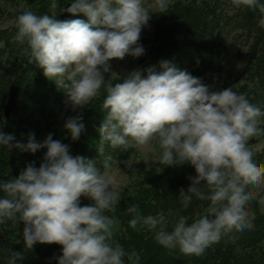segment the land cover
I'll return each instance as SVG.
<instances>
[{"label":"clouds","instance_id":"1","mask_svg":"<svg viewBox=\"0 0 264 264\" xmlns=\"http://www.w3.org/2000/svg\"><path fill=\"white\" fill-rule=\"evenodd\" d=\"M231 4L258 11V26L264 28V0ZM168 8L169 0H73L66 11L82 13L87 22L24 10L16 17L13 39L24 46L28 63L61 85L73 112L103 95L105 115L97 129L101 143L123 150L155 146L165 167L189 164L195 169L190 186L179 190V200L183 209L193 197L208 202L204 215L189 223V217L172 209L143 216L133 205L127 213L132 229L153 232L164 248L202 256L228 233L254 228L251 204L258 193L253 189L264 186V163L256 160L261 145L250 141L264 136V110L247 94L232 87L215 90L167 60L123 78L112 72L110 61L145 54L141 32L153 14ZM64 129L72 141L79 140L86 130L82 114L68 117ZM14 140L0 130V146L33 154L46 149L39 167L29 163L17 177L0 180V225L22 222L25 250L37 243L58 244V264H125V258L140 264L139 253L126 251L115 239L116 220L106 214L123 192L109 173V157L101 171L96 161L71 155L69 145L51 134L43 142L34 133L26 143ZM81 197L92 203L81 206ZM8 253V264L24 259V252Z\"/></svg>","mask_w":264,"mask_h":264},{"label":"trees","instance_id":"2","mask_svg":"<svg viewBox=\"0 0 264 264\" xmlns=\"http://www.w3.org/2000/svg\"><path fill=\"white\" fill-rule=\"evenodd\" d=\"M72 2L0 0V130L14 135L13 144L26 143L29 133L35 134L37 142L51 134L54 140L69 145L71 155L96 161L101 171V162L106 157L110 158L111 168L124 166L123 162L135 158L137 151L135 148L113 149L108 143L100 142L97 129L105 115L101 108L103 95L86 108L76 110L75 115L82 114L86 127L79 140L72 141L68 133L62 139L57 137V119L59 110L66 105V94L61 85L44 76L42 69L28 63L24 46L13 39L16 17L24 10L47 14L60 21L82 19L87 22L82 13L72 15L66 11ZM259 18L258 11L244 6L236 8L231 0H172L167 12L152 15L147 35L141 34L139 43L148 46L147 56L134 59L141 68L158 65L161 60L170 61L209 85L218 80L229 65L228 39L239 38L247 47V58L243 67L244 83L238 92L247 94L251 103L264 110V28L258 26ZM12 94H15V102L7 117L5 107ZM262 142L264 136L250 141L251 144ZM45 152L46 149H40L33 154L0 146V180L17 177L29 163L39 167ZM256 160L264 163V155L258 152ZM128 175L122 199L112 211L120 225L115 239L126 251L139 253L140 264H264V212L258 196L251 204L256 216L253 229L228 233L202 256H187L178 249L168 250L159 245L154 233L147 229H132L128 223L132 214L127 213V208L136 205L143 216L172 209L189 217L191 223L204 215L208 206V202L195 197L187 209L180 203L179 190L190 186L188 177L196 175L195 169L189 164L165 167L158 163L143 173ZM80 204L89 205L86 197H81ZM23 227L22 222L15 227L11 222L0 225V264H8L9 249L24 252V259L17 264H58L62 246L37 243L32 250H25ZM125 264H129L127 258Z\"/></svg>","mask_w":264,"mask_h":264},{"label":"rangeland","instance_id":"3","mask_svg":"<svg viewBox=\"0 0 264 264\" xmlns=\"http://www.w3.org/2000/svg\"><path fill=\"white\" fill-rule=\"evenodd\" d=\"M172 0H169V3ZM156 15V14H155ZM151 27L150 21L149 25L145 27L141 34L144 36L147 35ZM227 45L230 47L229 52V65L225 72L222 74V76L214 81L209 83L210 86H213L215 90H221L224 88L232 87L233 90L238 91L239 87L244 83V76H243V67L246 61V50L247 47L239 38H229L227 41ZM145 54L142 55L143 57H146L148 54V46L144 47ZM110 64L112 66V70L114 73H116L120 77L126 76L130 71L134 69L141 68V64L134 58L125 57L123 60H112L110 61ZM58 85H60L58 83ZM75 112L72 111L71 106L66 103V105L59 110V116L57 119L56 124V134L59 139H62L66 135V130L64 129V123L65 120L70 117L74 116ZM46 137L44 136L40 142H43V140ZM261 148L259 153H262L264 155V142L260 143ZM137 155L135 158L130 160V165H114L112 168L109 169V173L112 176L115 184L119 187L123 188L122 196L125 192V188L128 184V173L132 174H139L143 173L144 171L149 170L150 168L156 166L159 162L157 159L158 154V148L155 146H152L148 149H137ZM258 193V197L260 199H264V186H261L260 188L253 189ZM88 204L90 205L92 201L86 197ZM261 209L264 212V204H261ZM108 215H111L114 217L113 212L106 213ZM115 218V217H114ZM116 220V219H115ZM120 229V225L118 221L116 220L114 232H118Z\"/></svg>","mask_w":264,"mask_h":264},{"label":"water","instance_id":"4","mask_svg":"<svg viewBox=\"0 0 264 264\" xmlns=\"http://www.w3.org/2000/svg\"><path fill=\"white\" fill-rule=\"evenodd\" d=\"M14 102H15V94H12V96L9 98V101L7 102V105L5 107V114L7 117L10 116L12 108L14 106Z\"/></svg>","mask_w":264,"mask_h":264}]
</instances>
